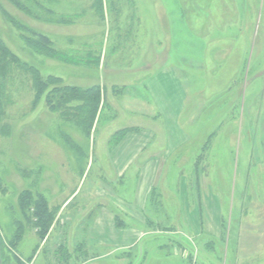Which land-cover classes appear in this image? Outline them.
Here are the masks:
<instances>
[{
    "label": "rangeland",
    "instance_id": "374dc122",
    "mask_svg": "<svg viewBox=\"0 0 264 264\" xmlns=\"http://www.w3.org/2000/svg\"><path fill=\"white\" fill-rule=\"evenodd\" d=\"M39 2L44 22L0 0V39L43 81L103 97L87 128L82 110L65 119L35 103L29 73L7 79L3 264H264V0ZM32 38L54 56L29 48ZM139 129L153 141L118 175ZM151 155L166 156L141 210L124 201ZM24 194L55 212L44 236ZM198 194L211 200L208 218L194 213ZM102 211L113 227L104 237L91 232Z\"/></svg>",
    "mask_w": 264,
    "mask_h": 264
},
{
    "label": "trees",
    "instance_id": "16d2710c",
    "mask_svg": "<svg viewBox=\"0 0 264 264\" xmlns=\"http://www.w3.org/2000/svg\"><path fill=\"white\" fill-rule=\"evenodd\" d=\"M8 1L18 10L30 16L34 20L44 22L43 19L37 15L39 10H41V12H45L44 7L43 5L41 6L39 0ZM48 1L53 2L56 0ZM16 27L23 31L30 32L28 31V29L24 28V26L18 24L17 22ZM31 35L38 37L39 41L43 43V45L47 46L49 44L48 40H46V38H43V36L39 37L40 35H35L34 33H32ZM24 41L25 44L29 48H33L35 52L39 54L45 52V54L48 56H54V54L48 48L37 47L40 46L39 41L37 42L33 40V38L28 40L25 39ZM14 70H21L29 73L32 88L36 95L35 103H37V99L44 97L49 110L53 113H58L65 119H68V116L71 115V111L73 112L75 110L76 112H81L82 110L84 112H81V114L85 116L84 124H86L87 128L92 127L103 97L101 89L99 87H93L88 90H81L74 87H54V84H57V81L55 79L48 78L46 81H43V79L40 78L38 71L20 61V59L15 54H13L0 39V104L3 102V98L5 97V83L7 79L12 75ZM50 88L52 90L49 91V94H46L44 96L45 92ZM74 103H76L77 105L72 106V104ZM20 206L24 212L28 207H31L34 218L36 219L34 227H38L39 234L41 236H44V234L53 223L55 212L47 208L45 200L40 196L34 199L30 198L28 194H24L20 198Z\"/></svg>",
    "mask_w": 264,
    "mask_h": 264
},
{
    "label": "crops",
    "instance_id": "0c3cea01",
    "mask_svg": "<svg viewBox=\"0 0 264 264\" xmlns=\"http://www.w3.org/2000/svg\"><path fill=\"white\" fill-rule=\"evenodd\" d=\"M135 133L137 135L134 137V139L133 138L130 139V140L133 139L132 151H122L120 154L117 155V159L119 160V163L122 165V167L119 170L117 168L118 175L119 174L121 175L124 172L127 173L129 171L130 167L132 166L133 162H134L133 160H135V158L138 157L139 154L140 155L143 154L145 152L144 150L147 149L153 141V137H152L153 135L151 134L152 131H150V130L145 131V130L139 129V130H135ZM131 136H133V135H131ZM141 136H143V137H141ZM123 138H125V136ZM154 138H156V137H154ZM154 152L158 153V151H154ZM165 156L166 155L158 157L157 155H155L153 157L151 155L150 156L151 158L149 160L142 163L141 166H138V169H137V175H138L137 187H138V189L135 192L134 199L132 198L131 200L124 201L125 204L129 203L132 205H136V206H139L140 209L141 208L143 209V207L146 206V202H145V199L147 198L146 196L148 195V193L150 192L152 187L157 185L158 179H160L159 174L161 172L162 166L164 165L165 159L163 157H165ZM120 158H121V160L123 158V160H122L123 164L121 163ZM115 165H116V163H115ZM196 181H197V179H196ZM181 184H183V183H181ZM181 188H183V185H181ZM199 197L200 196L198 194L196 196V199H195L198 207L194 211V213H199L198 216L203 215L204 219H205V217L208 218V215L211 214L210 213L211 212V208H210L211 200H208V202H206V204H207L206 205L203 202V197L201 196L202 199H200ZM179 203H180V205H182V208L184 209V199L182 197L179 198ZM107 214H108V211L107 212L102 211L101 213H99L98 223L96 222L95 225L91 227L92 234L98 235L100 233V236L104 237L106 234L105 232L113 230L112 223H111L112 219H110ZM139 215L135 216V217H138V219L141 220L142 218H139ZM212 218H213V222H214V224H216V228H217V221L219 219V215L214 213L212 215ZM187 226L189 227L188 222H187ZM154 229H155L154 231H149V232H147V234L150 236H156V235L162 234V233H160L159 230H157V228H154ZM212 229H213V227H212ZM217 230H218V228H217ZM166 233H167V231H165V234ZM198 233H200V232H194V234H196V235H198ZM207 233H209V232H207ZM214 233H217V232H214ZM138 235H140V234H138ZM242 264H248V263H247V261H245V262H242Z\"/></svg>",
    "mask_w": 264,
    "mask_h": 264
},
{
    "label": "water",
    "instance_id": "95a60500",
    "mask_svg": "<svg viewBox=\"0 0 264 264\" xmlns=\"http://www.w3.org/2000/svg\"><path fill=\"white\" fill-rule=\"evenodd\" d=\"M0 264H3L2 255H1V244H0Z\"/></svg>",
    "mask_w": 264,
    "mask_h": 264
}]
</instances>
